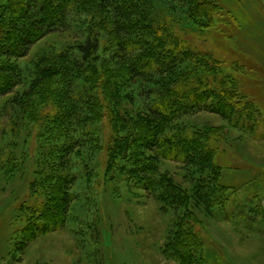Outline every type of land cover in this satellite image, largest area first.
I'll return each mask as SVG.
<instances>
[{"label": "rangeland", "instance_id": "rangeland-1", "mask_svg": "<svg viewBox=\"0 0 264 264\" xmlns=\"http://www.w3.org/2000/svg\"><path fill=\"white\" fill-rule=\"evenodd\" d=\"M215 1L220 16L201 26L184 21L188 7L172 0H145L147 19L153 21L161 12L172 18L175 33L193 49L212 52L221 62L218 71L238 81L264 118V0ZM6 2L0 0V5ZM90 16L87 8L70 11L69 23L35 39L23 57L0 54V65L19 70L12 92L0 96V264H181L170 254L169 234L179 213L190 211L204 238L205 253L197 252L196 264H264V126L248 133L202 111L183 115L166 128L169 134L190 131L206 139L219 131L224 135L217 139L215 159L222 164V183L235 188L222 190L228 200L224 210L196 200L200 170L182 162L160 158L152 176L164 175L187 193L179 207L164 205L143 189L145 181L133 174L137 170L131 162H123L125 169L115 177L105 174L107 142L119 133L108 114L116 106L121 116L137 120L144 105L160 97L150 87L146 99L122 74L121 60L104 44L115 43L105 33L111 20L104 31L100 28L97 49H90L83 61L79 46L89 32ZM71 62L76 63L70 66L74 72L65 82L64 69ZM120 74L117 102L105 84L110 75ZM61 93L84 94L81 98L93 105L70 111L66 99H56ZM55 171L69 179L66 217L59 229L46 234L33 228L31 239L22 232L29 217L20 206L31 182L44 175L53 178ZM210 197L215 201V194Z\"/></svg>", "mask_w": 264, "mask_h": 264}, {"label": "trees", "instance_id": "trees-1", "mask_svg": "<svg viewBox=\"0 0 264 264\" xmlns=\"http://www.w3.org/2000/svg\"><path fill=\"white\" fill-rule=\"evenodd\" d=\"M172 1L188 7L190 16L184 21L188 19L190 24L194 22L201 26L204 20L212 23L220 16L215 0ZM146 7L145 0H62L59 3L52 0H7L0 5V54L7 58L23 57L35 39L69 23L70 11L87 8L91 15L88 23L91 24L84 43L79 46L84 61L90 49L98 47L100 28L109 27L111 20L110 29L105 33L115 43L106 40L104 44L108 50L112 47L115 50L122 62V74L127 73L125 78L128 83L136 84L146 99L151 94L150 87L160 98L157 102H147L144 110L138 112L137 120L130 115L121 116L116 106L108 114L110 125L119 129V133L111 134L107 142L105 174L111 173L115 177L117 171L121 173L125 169L123 162H131L137 170L133 174L140 175L145 181L143 189L152 191L162 204L179 207L187 193L164 175L154 179L153 163L160 158L182 162L188 167L198 168L203 174L199 176L196 200L207 208L223 206L224 210L228 200L222 190L226 185L221 180L222 164L215 159L217 139L224 135L219 131L216 138L206 139L190 131L169 134L166 128L183 115L205 111L215 113L230 126L250 133L264 126V118L258 103L243 94L238 81L226 72L218 71L221 62L212 52L189 46L183 36L175 33L173 19L164 12L157 13L155 20H148ZM31 29L33 31H29ZM186 63L190 69L184 68ZM75 64L67 63L63 76L65 82L74 72L70 66ZM0 66V96L4 97L14 89L19 70L6 64ZM219 73L223 75L218 76ZM120 80L121 74L110 75L105 84L117 102L120 100ZM68 95L61 93L56 99H66L72 106L70 111L76 110L80 104L89 108L93 105L91 99L84 101L81 98L84 94L81 97ZM19 100L18 97L12 99L15 104ZM70 111L64 114L65 120ZM205 170L207 175H204ZM52 175L53 178L44 175L41 180L31 182L29 193L20 206L29 217L22 232L31 239L33 228H38L39 234L59 229L67 214L69 179L56 171ZM226 188L235 190L231 185ZM210 193L215 194V201ZM39 221L47 222V225H41ZM198 223L192 211L179 213L174 230L169 234L170 254L181 264H196L197 252L201 255L205 253Z\"/></svg>", "mask_w": 264, "mask_h": 264}]
</instances>
